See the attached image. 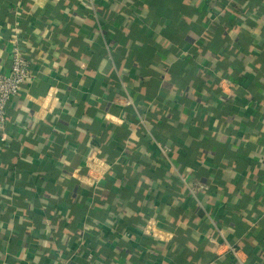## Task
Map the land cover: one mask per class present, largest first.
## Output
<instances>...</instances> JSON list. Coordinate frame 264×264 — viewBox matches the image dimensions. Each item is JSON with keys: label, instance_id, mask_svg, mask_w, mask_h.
<instances>
[{"label": "crops", "instance_id": "0c3cea01", "mask_svg": "<svg viewBox=\"0 0 264 264\" xmlns=\"http://www.w3.org/2000/svg\"><path fill=\"white\" fill-rule=\"evenodd\" d=\"M14 42L0 264H264V0H0Z\"/></svg>", "mask_w": 264, "mask_h": 264}, {"label": "built area", "instance_id": "2783aa9c", "mask_svg": "<svg viewBox=\"0 0 264 264\" xmlns=\"http://www.w3.org/2000/svg\"><path fill=\"white\" fill-rule=\"evenodd\" d=\"M31 76V66L29 60L19 49L18 45L14 42L10 54V66L7 73L0 70V126H4L7 122V108L9 102L14 98L21 90L26 80ZM114 102L118 105L129 106L133 105V100L130 96H119L114 98ZM156 148L159 154L169 159V153L171 148L167 144L156 142ZM174 167V166H173ZM108 164L103 162L98 157V152L90 155L87 161V182L96 183L106 173ZM183 182L187 188L189 196L193 199L197 198V194L201 190L205 189V185L200 183H194L193 185ZM229 253L235 258L239 264H244L240 255V250L236 246L226 243L218 245L217 254Z\"/></svg>", "mask_w": 264, "mask_h": 264}]
</instances>
